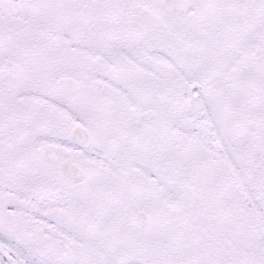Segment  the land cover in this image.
Returning a JSON list of instances; mask_svg holds the SVG:
<instances>
[{
	"label": "snow or ice",
	"instance_id": "obj_1",
	"mask_svg": "<svg viewBox=\"0 0 264 264\" xmlns=\"http://www.w3.org/2000/svg\"><path fill=\"white\" fill-rule=\"evenodd\" d=\"M0 264H264V0H0Z\"/></svg>",
	"mask_w": 264,
	"mask_h": 264
}]
</instances>
